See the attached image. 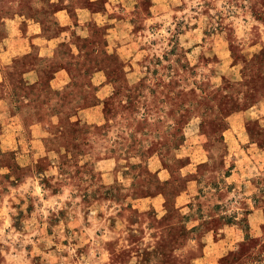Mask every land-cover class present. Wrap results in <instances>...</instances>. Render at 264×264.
Returning <instances> with one entry per match:
<instances>
[{"label":"rangeland","instance_id":"obj_1","mask_svg":"<svg viewBox=\"0 0 264 264\" xmlns=\"http://www.w3.org/2000/svg\"><path fill=\"white\" fill-rule=\"evenodd\" d=\"M0 264H264V0H0Z\"/></svg>","mask_w":264,"mask_h":264},{"label":"crops","instance_id":"obj_2","mask_svg":"<svg viewBox=\"0 0 264 264\" xmlns=\"http://www.w3.org/2000/svg\"><path fill=\"white\" fill-rule=\"evenodd\" d=\"M61 13V12H60ZM61 19H63V17H61ZM61 25H63L64 23L63 22H60Z\"/></svg>","mask_w":264,"mask_h":264}]
</instances>
